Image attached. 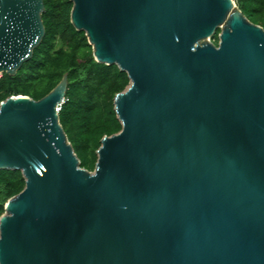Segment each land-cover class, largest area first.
I'll return each mask as SVG.
<instances>
[{
	"label": "water",
	"instance_id": "water-1",
	"mask_svg": "<svg viewBox=\"0 0 264 264\" xmlns=\"http://www.w3.org/2000/svg\"><path fill=\"white\" fill-rule=\"evenodd\" d=\"M69 1L95 61L130 80L122 130L89 172L60 124L67 74L0 103V171L25 180L0 264H264L263 28L234 0ZM44 12L0 0V78L32 58Z\"/></svg>",
	"mask_w": 264,
	"mask_h": 264
},
{
	"label": "trees",
	"instance_id": "trees-1",
	"mask_svg": "<svg viewBox=\"0 0 264 264\" xmlns=\"http://www.w3.org/2000/svg\"><path fill=\"white\" fill-rule=\"evenodd\" d=\"M242 14L264 30V0H235ZM42 16L45 36L13 77L0 78V103L12 96L39 101L67 74L68 91L59 119L80 166L94 172L97 151L103 137L122 130L114 110V98L130 85L125 72L115 65L97 63L84 32L70 21L73 4L69 0H44ZM220 30L212 38L219 44ZM25 188L20 171H0V218L6 203Z\"/></svg>",
	"mask_w": 264,
	"mask_h": 264
},
{
	"label": "built area",
	"instance_id": "built-area-1",
	"mask_svg": "<svg viewBox=\"0 0 264 264\" xmlns=\"http://www.w3.org/2000/svg\"><path fill=\"white\" fill-rule=\"evenodd\" d=\"M234 2H235V0H234Z\"/></svg>",
	"mask_w": 264,
	"mask_h": 264
}]
</instances>
